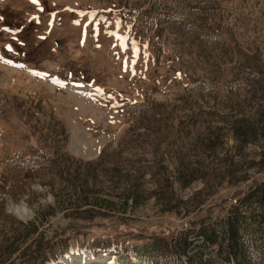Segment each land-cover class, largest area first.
<instances>
[{
    "label": "rangeland",
    "instance_id": "obj_1",
    "mask_svg": "<svg viewBox=\"0 0 264 264\" xmlns=\"http://www.w3.org/2000/svg\"><path fill=\"white\" fill-rule=\"evenodd\" d=\"M172 1L0 0V255L7 214L101 253L172 242L264 182V138L237 150L229 125L257 105L223 97L264 77V0Z\"/></svg>",
    "mask_w": 264,
    "mask_h": 264
},
{
    "label": "trees",
    "instance_id": "obj_2",
    "mask_svg": "<svg viewBox=\"0 0 264 264\" xmlns=\"http://www.w3.org/2000/svg\"><path fill=\"white\" fill-rule=\"evenodd\" d=\"M205 7L208 9V6ZM183 9L190 15L198 12L185 6ZM198 14L200 13L198 12ZM196 17L201 18V16ZM173 18L176 19L177 16L174 15ZM189 20V15L183 19L184 22L190 24ZM191 25L193 24L191 23ZM218 36L217 34L216 37ZM248 62L249 66L254 65L250 61ZM206 72L214 74L211 68H207ZM250 74L248 71L244 75L243 79L245 80L231 79L230 81H234L233 84H229L223 94L226 99L236 90H245L251 94L250 101L257 105L255 114L236 116L229 123L234 137L237 139V150H242V143L258 140L259 137L264 138V77H254L256 79L250 80L252 83L247 84ZM236 82L240 87L234 90L232 87ZM215 129L217 130L218 127ZM218 145L215 140L211 148L216 149ZM263 160L258 161L261 166H264ZM46 161L47 163L45 161L38 163L40 168H37L36 161L28 162L27 169L37 173H43L42 170L45 167L58 170L53 160L47 158ZM243 167L244 165L239 162L235 163L226 170V173L233 177L237 172L242 171ZM19 175V173L14 175L15 181L20 180ZM234 178L235 181L241 179ZM179 182L187 184L189 181L179 177ZM75 184L77 186V183ZM130 195L128 194V196ZM82 196L81 199L80 197L75 199L77 203L78 200L83 201L88 197L86 193ZM2 202L0 198V213L3 209ZM40 216L43 217L41 213L36 212L34 218L23 222L15 220L14 216L12 217L10 214L5 215V221L12 227L14 235L5 241L4 247L1 249L4 254L0 255V264H44L57 259L68 248L69 244L64 246L56 240L52 242V239L56 238L52 237L53 235L51 238H47L45 233L47 227L44 223L39 226L42 220L39 219ZM11 220L15 221L11 222ZM16 223L17 225H15ZM34 234L36 236H33ZM155 239L154 237L142 245H123L117 249L126 253L131 264H264V182H255L243 195L237 197L228 208L227 214L220 219L201 222L197 230L183 229L178 237L176 236L171 240L172 242L166 244L161 243L160 239ZM111 246L107 244L101 247ZM111 248L107 250H112ZM160 257L162 258L160 259Z\"/></svg>",
    "mask_w": 264,
    "mask_h": 264
},
{
    "label": "water",
    "instance_id": "obj_3",
    "mask_svg": "<svg viewBox=\"0 0 264 264\" xmlns=\"http://www.w3.org/2000/svg\"><path fill=\"white\" fill-rule=\"evenodd\" d=\"M57 45L62 46V43L60 41H56Z\"/></svg>",
    "mask_w": 264,
    "mask_h": 264
},
{
    "label": "snow or ice",
    "instance_id": "obj_4",
    "mask_svg": "<svg viewBox=\"0 0 264 264\" xmlns=\"http://www.w3.org/2000/svg\"><path fill=\"white\" fill-rule=\"evenodd\" d=\"M33 2H35V0H33Z\"/></svg>",
    "mask_w": 264,
    "mask_h": 264
},
{
    "label": "bare ground",
    "instance_id": "obj_5",
    "mask_svg": "<svg viewBox=\"0 0 264 264\" xmlns=\"http://www.w3.org/2000/svg\"><path fill=\"white\" fill-rule=\"evenodd\" d=\"M73 263H75V262L73 261Z\"/></svg>",
    "mask_w": 264,
    "mask_h": 264
}]
</instances>
